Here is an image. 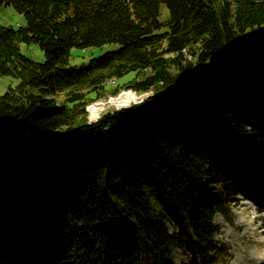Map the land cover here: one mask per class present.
Returning <instances> with one entry per match:
<instances>
[{"label": "trees", "instance_id": "1", "mask_svg": "<svg viewBox=\"0 0 264 264\" xmlns=\"http://www.w3.org/2000/svg\"><path fill=\"white\" fill-rule=\"evenodd\" d=\"M24 25L0 23V264H63L52 0H0ZM38 44L39 62L21 51ZM40 255L43 257H40Z\"/></svg>", "mask_w": 264, "mask_h": 264}, {"label": "rangeland", "instance_id": "2", "mask_svg": "<svg viewBox=\"0 0 264 264\" xmlns=\"http://www.w3.org/2000/svg\"><path fill=\"white\" fill-rule=\"evenodd\" d=\"M26 22L24 14L17 12L13 6L4 4L0 1V23L20 26ZM21 51L28 57H31L39 62L45 61V53L38 44L22 45ZM16 80L12 77H3L0 80V95L8 91L9 85H13ZM11 131V126L3 120H0V133ZM40 257H43V255ZM37 264H46L45 261H39ZM50 264V260L48 261Z\"/></svg>", "mask_w": 264, "mask_h": 264}, {"label": "bare ground", "instance_id": "3", "mask_svg": "<svg viewBox=\"0 0 264 264\" xmlns=\"http://www.w3.org/2000/svg\"><path fill=\"white\" fill-rule=\"evenodd\" d=\"M0 120H3V121H6V119L4 118V117H2V116H0ZM7 122V121H6ZM8 123V122H7ZM11 131H12V128H11ZM10 131V132H11ZM10 132H7V133H9L10 134Z\"/></svg>", "mask_w": 264, "mask_h": 264}]
</instances>
